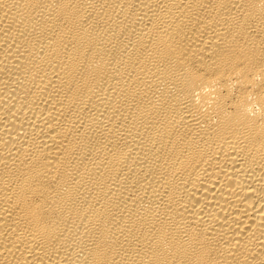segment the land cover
Masks as SVG:
<instances>
[{
	"label": "bare ground",
	"instance_id": "obj_1",
	"mask_svg": "<svg viewBox=\"0 0 264 264\" xmlns=\"http://www.w3.org/2000/svg\"><path fill=\"white\" fill-rule=\"evenodd\" d=\"M0 264H264V0H0Z\"/></svg>",
	"mask_w": 264,
	"mask_h": 264
}]
</instances>
